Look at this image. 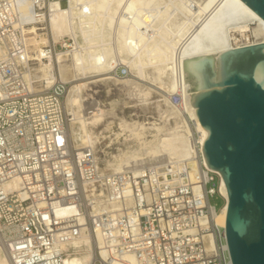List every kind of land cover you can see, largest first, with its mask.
Here are the masks:
<instances>
[{
  "label": "built area",
  "instance_id": "obj_1",
  "mask_svg": "<svg viewBox=\"0 0 264 264\" xmlns=\"http://www.w3.org/2000/svg\"><path fill=\"white\" fill-rule=\"evenodd\" d=\"M64 1L0 0L1 264H65L76 252L55 245L79 234L101 238L88 264H131L128 256L135 264H233L225 226L218 222L225 203L220 175L205 161L206 139L198 119L186 111L185 103L192 104L182 90L170 97L188 130L191 157L177 167L172 159L147 158L117 172L108 167L103 131L97 148L74 144L70 127L79 118L77 108L68 111L65 106L70 83L58 79L49 89H32L27 11L44 18L52 4L61 7ZM40 24L46 27L45 19ZM62 41L75 43L70 37ZM67 48L59 42L48 50L56 54ZM97 97H85L80 118L87 120L105 106V99ZM14 179L20 180V189H5ZM88 182L103 189L104 196L87 198ZM216 197L223 200L219 209L211 202ZM101 199L116 201L121 209L92 212ZM69 206L83 215L84 225H76L75 216L56 214Z\"/></svg>",
  "mask_w": 264,
  "mask_h": 264
},
{
  "label": "bare ground",
  "instance_id": "obj_2",
  "mask_svg": "<svg viewBox=\"0 0 264 264\" xmlns=\"http://www.w3.org/2000/svg\"><path fill=\"white\" fill-rule=\"evenodd\" d=\"M51 6L53 11L48 13L46 10L44 18L40 13L27 11L24 32L31 73L29 80H32L30 84L36 92L49 89L58 79L70 83L65 106L68 111L77 108L75 115L79 119L70 127V134L78 149L97 148L100 136L95 129L115 108L116 103H112L110 109L100 108L87 120L80 118V111L86 105L85 95L98 81L113 79L129 86L139 95V101L146 104L153 98V93L161 95L156 107L163 122L148 123L147 126L121 121L123 133H115L116 139L128 133L124 142L135 140L138 148L114 156L113 161L108 160V167L117 172L145 156L175 160V167L191 157L188 130L178 109L171 104L170 96L182 90L187 101V98L191 100L190 94L196 95L203 90L187 92L191 86L183 80L181 61L215 55L217 73V58L222 53L264 43L261 18L241 0H218L210 11L202 0H67L64 6L60 7L59 3ZM40 19H45L46 27L40 24ZM252 25H255L253 29ZM251 30L253 33L248 34ZM232 31L238 32L241 38ZM66 36L72 38L77 47L71 51L50 53L49 45L52 47L60 42L69 47L68 42L61 39ZM132 71H135L137 80L129 78ZM147 81L156 85L157 90L143 84ZM179 84L183 85L182 89ZM185 105L186 111L199 121L197 109L187 102ZM200 126L205 140L209 131L201 123ZM148 130L151 139L146 134ZM191 167L194 176L196 164L192 162ZM218 174L219 191L225 200L218 222L226 226L228 199L222 193V176ZM3 186L19 190L20 180L14 179ZM84 189L87 198L104 196V190L94 182L86 183ZM120 209L116 201L101 199L92 207V212L110 213ZM56 214L59 217L75 216L76 225L85 224V218L73 206L57 209ZM100 241L99 235L94 238L79 234L56 243L55 247L76 252L66 258L65 264H88ZM126 259L131 264L136 263L132 256Z\"/></svg>",
  "mask_w": 264,
  "mask_h": 264
},
{
  "label": "water",
  "instance_id": "obj_3",
  "mask_svg": "<svg viewBox=\"0 0 264 264\" xmlns=\"http://www.w3.org/2000/svg\"><path fill=\"white\" fill-rule=\"evenodd\" d=\"M264 24V0H241ZM66 4V1L63 3ZM181 61L207 165L222 176L233 264H264V43Z\"/></svg>",
  "mask_w": 264,
  "mask_h": 264
},
{
  "label": "rangeland",
  "instance_id": "obj_4",
  "mask_svg": "<svg viewBox=\"0 0 264 264\" xmlns=\"http://www.w3.org/2000/svg\"><path fill=\"white\" fill-rule=\"evenodd\" d=\"M213 1L212 0H202V2L207 5V11H210V9H212V7H214L216 5V2H218V0H213ZM214 3H215V5H214ZM254 27H255V25H252V29ZM231 33L235 34L241 38V36L239 35L238 32L232 31ZM251 33H253L252 30L248 34H251ZM68 37L69 36H66L63 38L67 39ZM63 38H61V39H63ZM206 40H209V38H207ZM68 46L69 47L67 49H61V52L71 51L75 47H77V44L74 43V45H70L68 43ZM111 73L113 74V72H111ZM131 75L129 76V78H131V80H137V75H136L135 71H132ZM143 84L157 90L156 85H154L150 81L143 82ZM128 88H129V86H125L123 84H118L113 79H110L107 81H98L96 84L91 86V90L87 92V95H85V97L88 98V101H90L89 97H94V98H98L97 96L103 97L106 101L105 106L102 107L104 109H110L111 104L116 103L114 110L109 112V114L107 115L106 121L101 126H99L95 129V131L97 133H99L100 131L104 132L103 135H105V141L103 142V140H102V142H103V145L106 144L109 147V150H110L109 151L110 152L109 161H111V160L113 161L114 156L120 155L121 153L126 152L128 150H134V149H136V147L138 148V144L135 140L130 139V140L124 142V138L128 135V133L125 134V136L123 134L118 139H116L115 133H117V132L123 133L121 128H120V123L122 120H125L128 123L138 122V123H143L146 125L148 123L151 124L154 122L155 123L163 122V120L160 117L161 114L159 113V110L156 107L157 106L156 101L159 99H162L160 94L153 93V98L149 101V103L146 104V103H142V101L140 102L139 97H138L139 95L135 94L136 92H134L130 88H129L130 89L129 90ZM132 92H134V93H132ZM94 93H96L97 96ZM127 93L128 94L130 93L131 95H133V97L130 94L127 95ZM163 106L164 105H162V107ZM163 108H165V106ZM106 127H108V129L105 130ZM149 133L151 134L150 130H148L146 134L148 136V139H151L150 138L151 135ZM152 133H154V132H152ZM147 158H149V157L145 156L142 160H139L138 162H132L129 165H127V167L132 165V164H137L141 161H144ZM160 158H162V157H160ZM154 159H156V158H154ZM153 161H155V160H153ZM211 202H212V204L216 205V207L218 209L223 205V200L220 199L219 197L213 198L211 200Z\"/></svg>",
  "mask_w": 264,
  "mask_h": 264
}]
</instances>
